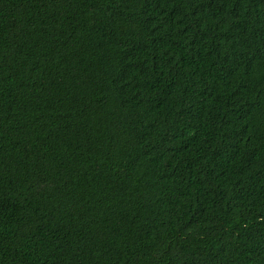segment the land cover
Returning <instances> with one entry per match:
<instances>
[{"label":"trees","instance_id":"1","mask_svg":"<svg viewBox=\"0 0 264 264\" xmlns=\"http://www.w3.org/2000/svg\"><path fill=\"white\" fill-rule=\"evenodd\" d=\"M0 264H264V0H0Z\"/></svg>","mask_w":264,"mask_h":264}]
</instances>
